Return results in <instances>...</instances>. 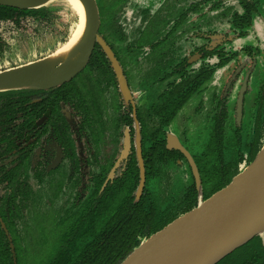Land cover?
Returning a JSON list of instances; mask_svg holds the SVG:
<instances>
[{"label": "flooded vegetation", "instance_id": "flooded-vegetation-1", "mask_svg": "<svg viewBox=\"0 0 264 264\" xmlns=\"http://www.w3.org/2000/svg\"><path fill=\"white\" fill-rule=\"evenodd\" d=\"M110 1H94L97 9L101 5L106 10L103 23L110 26L99 25L97 34L102 36L108 52L95 41L83 69L59 86L0 92V264H16L14 241L21 240L31 227L30 214H39L43 205L52 200L57 204L61 220H70L69 225L72 224L67 243L58 254L69 251L66 246L78 237L82 240L80 235L89 229L86 227L89 221L92 223L101 213L105 214L108 202L121 195L117 181L132 167V162L138 177L132 193L135 201L145 193L153 201L147 181L158 177L170 164L185 165L194 182L185 186L172 211L176 212L183 207L190 188L196 193L197 207L199 199L204 201L208 187L223 183L232 166H237L239 172L250 165L264 145V0H202L188 7L182 22L189 18L187 22L193 24L194 30L185 40L196 42V49L191 55L176 59L171 71H168V56L157 53L152 66L161 67L159 75L143 74L142 65L171 37L167 19L172 0ZM128 6L136 12L132 21L139 17L136 23L139 29L145 18L134 53L115 49L109 42V36L124 41L118 25L121 21L112 19L109 11L121 13L124 18ZM39 9H45L48 15L42 19L26 17L18 23L0 21V72L16 68L1 65L9 49L7 37L34 35L38 26L50 23L52 13L47 6ZM159 17L163 23L159 32L164 35L159 42L149 45L142 58L138 56L140 38H144ZM211 58L212 67L192 63L195 59L202 62ZM127 64L135 71L133 81ZM201 74L209 76L198 86L192 83ZM157 87L162 89L151 95L150 90ZM189 92L192 94L175 117L163 125L172 113L173 98L187 97ZM193 97L195 106L184 118L188 129H176L174 121L178 113ZM144 132L163 138L165 150L173 153L170 161L156 165V175L152 178L146 175L143 158ZM190 135L202 137L197 157L185 145ZM168 137L175 140L171 145ZM140 162L144 185L137 197ZM190 162L197 171L199 191ZM200 171L204 181L200 180ZM90 235L83 239V245L90 241ZM257 237L264 247L262 236Z\"/></svg>", "mask_w": 264, "mask_h": 264}, {"label": "rangeland", "instance_id": "rangeland-1", "mask_svg": "<svg viewBox=\"0 0 264 264\" xmlns=\"http://www.w3.org/2000/svg\"><path fill=\"white\" fill-rule=\"evenodd\" d=\"M99 1L105 2L110 0ZM113 1L115 0H111L110 2ZM135 1L139 0H132V3H134ZM201 1L202 0H172V9L169 10L167 19V31H170L169 34L171 35V37L166 43L163 44L161 48H158L157 50H154V52H152L151 60H148L146 64L142 65L143 74H160L159 68L161 67L152 66V64L156 63L154 58L156 57L157 53L168 56V71H171L174 68V65L177 63L176 59H181L182 56H189L192 54V52L195 51L197 43L193 42V40L191 39L185 40V37H189V35H192L193 33V24L187 22L189 18L185 19V21L182 22V17L188 7L196 6V4L201 3ZM223 1L225 2V0ZM47 9L52 13L50 23L46 26H38L36 28L37 32L34 35L17 34L12 38H6L9 44V49L6 51L7 53L4 59L1 61L2 67L8 69L14 67L17 68L19 66L27 65L41 60L45 56L54 52L70 38V35L72 34L77 23V17L75 16V14L63 2L60 1L49 4L47 6ZM97 11L100 27L109 28V23H103L104 19L107 17L106 10L101 5H99ZM109 12L112 13V19L115 18L116 21H121V24L118 25L121 26L120 29L122 30V34L124 35L123 42H118L116 40L117 38H113V36H109V42L115 49H119L122 52H136L137 50L135 51V43L139 40L138 37L142 34L143 29L141 28L143 27V20L145 18H142V27H140L139 29L136 24L138 23L139 17L137 16L136 22L132 21L136 12L135 10H132L131 6H128V8L123 12V14H125L124 18H122L121 13H117L113 10H110ZM195 12L196 11H193V13ZM189 17L192 18L191 15ZM125 19L127 21L130 20V22H127ZM160 20L161 18L159 17V19L156 20L151 28L147 31L144 38H140V51H138L140 53L138 54V56L145 58L144 55L147 52L146 50L149 45L159 42L163 37L164 32H159L163 24ZM127 23L130 24L127 25ZM194 25H197V23ZM156 32L159 33L156 34ZM101 37V35L97 34V38L100 41H102ZM198 61L199 59H195L192 63H195V65L199 67H212L213 65L212 58L204 59V61L202 62ZM127 72L129 74L130 80L133 81V78H135V71L133 67L129 66L128 64ZM174 80H177V77H174ZM132 84H134V82H132ZM146 89L147 88H145L144 90ZM161 89V87H157L153 89L154 91L150 90V94L154 96V94ZM195 101L196 99L194 97L191 98V100L178 113L174 121L176 129H180L182 127L188 129L187 125H185L188 124V122L184 118H186L190 114L191 109L193 108V106H195ZM197 126L198 125L195 123L194 127L197 128ZM185 145L187 146L190 154L197 157L199 152L201 151L202 137H199L197 135H190L187 137ZM230 156L231 155L227 154V157ZM224 158H226V155ZM196 165L199 171L201 169L200 162L198 161ZM202 167V169H204V166ZM236 169L237 166H232L231 172L228 175L229 182H232L233 179L242 170L241 169L239 172H236ZM186 170L187 169L184 164L183 166L170 164L165 169H162L158 177L151 180V182L147 181L146 184L148 187V191L150 192L158 210L173 211L176 204L180 200V195L182 194L185 186L188 187L192 185L194 179L192 178V176H188ZM200 174V180L204 181L203 173L201 171ZM221 184L222 183L219 182L216 183L215 186H221ZM203 190L205 194V189ZM213 195H211L209 198H211ZM202 202L203 201L199 199L198 203ZM32 217L33 223L31 224V227L26 230L25 233H23V238L21 239L22 236L19 235L18 238L21 240L16 239L14 241L13 250L15 263L49 264L58 254L63 244L67 243L66 241L69 238V236L67 235L71 232L72 224L69 225L70 220H61L57 204L53 200L50 203L48 202L43 205L42 210L39 214L34 216H31L30 214L29 218ZM104 221L105 217L103 213H101L97 219H94L92 223L89 221V223L86 225V227H88L89 229L87 230V232H83V235H80V239L82 240H79L78 237L77 241L72 243L70 246H66V248H70V252H76L77 250H79L84 244L83 239L87 238L88 235L91 234L89 236V239L91 240L92 235L96 234L104 225ZM262 240L264 241V234L262 235Z\"/></svg>", "mask_w": 264, "mask_h": 264}, {"label": "water", "instance_id": "water-1", "mask_svg": "<svg viewBox=\"0 0 264 264\" xmlns=\"http://www.w3.org/2000/svg\"><path fill=\"white\" fill-rule=\"evenodd\" d=\"M56 0H0V6L36 10ZM85 15L84 46L78 59L52 73L42 72L38 62L0 72V92L45 90L68 82L87 63L97 38L99 17L94 0H76ZM168 137V144L175 140ZM181 150L179 145L176 146ZM128 148V139L125 140ZM200 190L197 171L190 162ZM139 197L144 185L140 162ZM264 234V145L254 161L230 184L199 203L196 209L179 217L163 230L141 243L121 264H217L254 237Z\"/></svg>", "mask_w": 264, "mask_h": 264}, {"label": "trees", "instance_id": "trees-1", "mask_svg": "<svg viewBox=\"0 0 264 264\" xmlns=\"http://www.w3.org/2000/svg\"><path fill=\"white\" fill-rule=\"evenodd\" d=\"M47 15L45 9L17 10L0 6V21L18 23L20 19L26 17L42 19ZM208 76V74L198 75L192 83L198 86ZM191 94L192 92H189L187 97L175 96L173 98L172 113L163 125H167L175 117ZM143 158L146 175L152 178L156 175V165L170 161L173 153L165 150L163 138L144 132ZM131 166L117 181L122 196L119 195L117 200L108 202L106 213L103 214L104 225L101 229L76 252L62 250L51 264H121L141 243L163 230L178 216H185L196 209V193L193 188L187 192L183 207L176 212L159 211L148 193H145L139 201H135L132 193L136 188L138 177L133 162ZM228 183L229 178L227 177L221 186L208 187L207 195H204L203 200H207L214 193L224 189ZM217 264H264V247L261 239L259 237L252 239Z\"/></svg>", "mask_w": 264, "mask_h": 264}, {"label": "bare ground", "instance_id": "bare-ground-1", "mask_svg": "<svg viewBox=\"0 0 264 264\" xmlns=\"http://www.w3.org/2000/svg\"><path fill=\"white\" fill-rule=\"evenodd\" d=\"M56 1L63 2L75 14L77 23L68 42L36 64L45 73H52L58 67L64 68L74 63L80 56L84 46L85 15L81 5L76 0Z\"/></svg>", "mask_w": 264, "mask_h": 264}]
</instances>
